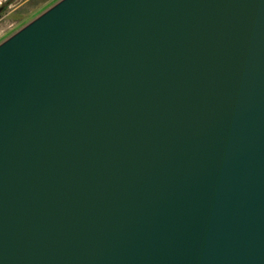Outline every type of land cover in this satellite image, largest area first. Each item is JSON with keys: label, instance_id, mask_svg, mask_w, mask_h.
<instances>
[{"label": "water", "instance_id": "95a60500", "mask_svg": "<svg viewBox=\"0 0 264 264\" xmlns=\"http://www.w3.org/2000/svg\"><path fill=\"white\" fill-rule=\"evenodd\" d=\"M0 264H264V0H61L0 44Z\"/></svg>", "mask_w": 264, "mask_h": 264}, {"label": "rangeland", "instance_id": "374dc122", "mask_svg": "<svg viewBox=\"0 0 264 264\" xmlns=\"http://www.w3.org/2000/svg\"><path fill=\"white\" fill-rule=\"evenodd\" d=\"M61 0H0V44Z\"/></svg>", "mask_w": 264, "mask_h": 264}, {"label": "flooded vegetation", "instance_id": "af4514ba", "mask_svg": "<svg viewBox=\"0 0 264 264\" xmlns=\"http://www.w3.org/2000/svg\"><path fill=\"white\" fill-rule=\"evenodd\" d=\"M2 8H0V10H1Z\"/></svg>", "mask_w": 264, "mask_h": 264}]
</instances>
